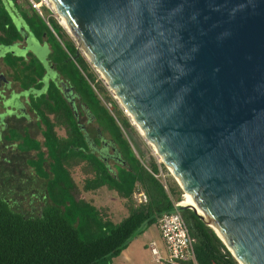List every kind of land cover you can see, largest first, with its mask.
I'll return each instance as SVG.
<instances>
[{"label": "water", "instance_id": "95a60500", "mask_svg": "<svg viewBox=\"0 0 264 264\" xmlns=\"http://www.w3.org/2000/svg\"><path fill=\"white\" fill-rule=\"evenodd\" d=\"M49 1L190 196L179 207L238 264H264V0Z\"/></svg>", "mask_w": 264, "mask_h": 264}, {"label": "trees", "instance_id": "16d2710c", "mask_svg": "<svg viewBox=\"0 0 264 264\" xmlns=\"http://www.w3.org/2000/svg\"><path fill=\"white\" fill-rule=\"evenodd\" d=\"M9 1L17 7V0ZM19 14L32 25L35 36L39 38L43 32L48 35L57 71L79 95L99 126L111 136L125 164L116 167V175H112L95 156L83 153L85 141L72 112L58 88L50 84L48 96L41 93L35 105L42 125L41 140L25 136L20 143L21 149L36 151L35 159L27 162L44 179L41 205L35 213L22 212L0 196V264H109L110 258L135 234L156 222L162 213L172 210L181 189L167 176L163 186L154 173L166 168L152 155L147 162L141 159L130 137L134 128L128 117L84 56L81 53L74 56V42L56 19L47 18L57 37L35 11L32 12L34 19L24 10ZM0 30L2 42L18 36L2 0ZM7 61L19 72L16 77L33 80L41 74L39 66L32 70L34 63L25 62L20 56H8ZM46 109L53 112V121L45 114ZM59 123L64 124L65 135L56 134L53 127ZM81 160L94 167L93 175L84 178L83 189L106 184L130 200L128 213L118 222L103 218L93 204L79 196L67 166ZM136 182L144 192V199L133 202L130 197ZM178 209L187 227L195 264H238L212 228L193 210L179 206ZM182 264L192 262L185 260Z\"/></svg>", "mask_w": 264, "mask_h": 264}, {"label": "flooded vegetation", "instance_id": "af4514ba", "mask_svg": "<svg viewBox=\"0 0 264 264\" xmlns=\"http://www.w3.org/2000/svg\"><path fill=\"white\" fill-rule=\"evenodd\" d=\"M17 5L19 6L18 3ZM18 8L19 10L9 13L11 23L16 29L18 36L7 43L0 40V48L8 44H15L16 48L33 44L36 46V51L39 54H35L30 49H27L25 54H21L20 52L13 51L12 48H3L4 50L12 51L13 54L6 52L3 56H0V128L2 127L0 129V150H12L14 148L20 151L18 145L25 136L36 139L35 130H39L36 120L39 119V116L36 112L35 105L41 94L39 93L40 90L46 88L44 94L46 97L48 96L47 92L50 84L55 85L57 83L58 86L56 87L63 96L72 114L76 115L77 112L74 105L73 88L70 84H67L66 80L59 74L55 67L52 50L48 43V35L43 32L41 37L38 38L35 36L31 30L32 25L27 22V19L23 15L19 14V11L23 9L26 10L29 17L34 19L32 11H29L27 8H21L20 6ZM0 35H2L1 30ZM8 56H20L21 60L22 57L30 56V59L26 62L34 63L32 70H35L36 66H39L41 68L40 76L35 77L33 80L16 77L19 72L14 66L8 63ZM61 83L63 85L60 86ZM49 99L50 101L52 100L51 98ZM45 114L47 116L50 114L51 116H48V118L52 121L54 120L55 116L53 112L46 109ZM11 133H13V136L10 135L11 138L10 136L8 138V135ZM30 173L37 176L35 171L30 170ZM34 180L36 182L35 177Z\"/></svg>", "mask_w": 264, "mask_h": 264}, {"label": "crops", "instance_id": "0c3cea01", "mask_svg": "<svg viewBox=\"0 0 264 264\" xmlns=\"http://www.w3.org/2000/svg\"><path fill=\"white\" fill-rule=\"evenodd\" d=\"M2 2L9 13L19 10V6L17 5L15 8L9 0H2ZM28 10L33 12L30 8ZM25 53L26 52H23L21 54ZM29 59L30 56L22 57V60L25 62ZM45 90L46 88L40 90L39 93H44ZM72 93L74 94V105L77 110L76 115H72L80 129L86 145L83 153L95 156L103 165H105L110 174L116 175V167L125 164L116 143L113 141L111 136L99 126L94 115L88 110L84 102L81 101L79 95L76 94L74 90H72ZM48 116L50 117L51 115L49 114ZM39 121L40 119L36 120V122H38V131L40 134L42 125L41 121ZM53 128L56 134L65 135L64 124H55ZM41 138V134L40 137L36 135V139L41 140ZM19 149L23 154L30 150L34 151L33 156H30L29 159H35V150ZM41 150H44V148L41 147ZM67 168L70 172L71 178L79 189V196L93 204L99 210L103 218L115 223L128 213L130 200L120 196L116 190L109 188L106 184H101L100 186L92 189L82 188L84 178L91 177L93 175L94 167L92 165H89L81 160L74 163L71 162ZM38 178L41 177L38 176ZM41 179L42 183H44V179ZM143 197L144 192L136 182L130 199L133 202H138L144 199ZM151 239L156 241L160 250H163V242L159 235L156 222L151 223L145 229L135 234L116 255L110 258L109 264H150L151 262L163 264L162 262L155 261L149 252L147 243Z\"/></svg>", "mask_w": 264, "mask_h": 264}, {"label": "rangeland", "instance_id": "374dc122", "mask_svg": "<svg viewBox=\"0 0 264 264\" xmlns=\"http://www.w3.org/2000/svg\"><path fill=\"white\" fill-rule=\"evenodd\" d=\"M17 2L21 8L29 9L26 0H17ZM41 10L43 11V14L45 16L49 14L48 10L43 6L41 7ZM51 15L54 18V15L56 14L53 13ZM62 30L64 31V33H67L64 28H62ZM53 34L55 35V33ZM6 52L13 54L12 51L0 48V56H3V54H5ZM95 73L97 77H99L96 71ZM99 79L103 84L100 77ZM103 86L105 87L104 84ZM105 89L107 88L105 87ZM106 105L109 106V104ZM132 126L134 130L132 131L130 137L134 142V145L138 150L141 159L144 162H147L150 159V155H152L156 159L157 156L151 149L150 145L145 142L144 138L137 132L133 124ZM12 134L13 133L9 134L8 138L10 135L13 136ZM35 134L40 137L38 130H35ZM18 147L20 148V144L18 145ZM33 153L34 151L30 150L23 154L22 152L14 148H12V150H0V196L7 199L11 207H13L14 209L27 213H35L36 211H38V208L41 205L40 197L42 196V194H44V183H42V179L37 178L35 174L30 173V170H34L27 163V159H29L30 156H33ZM164 172L166 173L167 179L174 180L167 169H165ZM34 177L36 178V182L34 180ZM181 193H183L182 197ZM181 193L178 200L184 201L185 198L183 197L184 192L182 191V189ZM150 264L157 263L151 262Z\"/></svg>", "mask_w": 264, "mask_h": 264}, {"label": "built area", "instance_id": "2783aa9c", "mask_svg": "<svg viewBox=\"0 0 264 264\" xmlns=\"http://www.w3.org/2000/svg\"><path fill=\"white\" fill-rule=\"evenodd\" d=\"M28 7L35 11L41 18H43L54 33L51 26L47 23V18L54 15V18L58 22V14L52 8L49 0H26ZM48 10L49 14L46 16L43 14L41 7ZM157 162H160L156 158ZM155 176H159L165 186L164 179L166 173L161 169L158 173H154ZM181 193V197H182ZM144 198V197H143ZM142 199V198H141ZM140 200V199H139ZM179 200L173 201V208L168 212L162 213L157 217L156 224L158 227L159 235L163 242V250H160L156 241L151 239L147 243V247L152 258L155 261L162 262L163 264H182V261L190 260L192 264H195L193 250L191 246L190 237L187 232V227L183 221V218L179 212Z\"/></svg>", "mask_w": 264, "mask_h": 264}, {"label": "bare ground", "instance_id": "6f19581e", "mask_svg": "<svg viewBox=\"0 0 264 264\" xmlns=\"http://www.w3.org/2000/svg\"><path fill=\"white\" fill-rule=\"evenodd\" d=\"M51 6H52V8L54 9V6L51 4ZM58 17V20H59V22L61 23V25L63 26V27H65L66 29H68V27H67V25H66V23H65V21H64V19L61 17V16H57ZM69 30V29H68ZM128 114V113H127ZM134 125V124H133ZM136 127V126H135ZM136 129H137V131L139 130V131H141L140 130V128L137 126L136 127ZM183 197L185 198V200L184 201H179L180 203H192V200H191V198H190V196L186 193V192H184V195H183Z\"/></svg>", "mask_w": 264, "mask_h": 264}]
</instances>
